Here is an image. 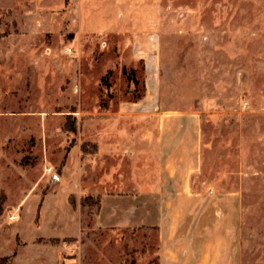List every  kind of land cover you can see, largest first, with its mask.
<instances>
[{
    "label": "rangeland",
    "instance_id": "1",
    "mask_svg": "<svg viewBox=\"0 0 264 264\" xmlns=\"http://www.w3.org/2000/svg\"><path fill=\"white\" fill-rule=\"evenodd\" d=\"M38 4L22 31L0 10V103L13 115L0 121V214L23 201L19 217L36 223L44 200L67 235L69 202L71 263L157 264L156 228L93 226L98 193L147 192L166 155L198 136L202 195L237 194L242 264H264V0Z\"/></svg>",
    "mask_w": 264,
    "mask_h": 264
},
{
    "label": "crops",
    "instance_id": "2",
    "mask_svg": "<svg viewBox=\"0 0 264 264\" xmlns=\"http://www.w3.org/2000/svg\"><path fill=\"white\" fill-rule=\"evenodd\" d=\"M38 5V0H0L4 25L13 26L17 22L22 31L23 20L29 23L36 20L37 15L29 7ZM4 38L0 32V68ZM6 93L0 69V98L6 97ZM11 118L13 115L0 103V121L5 124ZM9 134L7 128L0 134L3 150ZM192 139L190 146L188 138H183L177 149L170 152L171 156L166 155L158 169V181H154L147 192L98 193L99 205L93 216V226L156 228L159 239L157 264H242L240 199L234 192L225 194L221 200L214 192L205 197L202 195L204 190L200 186L199 165L195 157L199 140L198 136ZM1 152L0 189L6 175L1 168ZM22 203L8 205L4 202L1 206L0 258H8V264H73L63 255L60 239L77 236L75 224L80 217L74 210L75 205L68 202L70 218L65 221L69 225V234L60 235V211L44 215L43 200L39 203V210H35L38 216L34 223L30 217H19ZM11 213L12 219L9 218Z\"/></svg>",
    "mask_w": 264,
    "mask_h": 264
},
{
    "label": "trees",
    "instance_id": "3",
    "mask_svg": "<svg viewBox=\"0 0 264 264\" xmlns=\"http://www.w3.org/2000/svg\"><path fill=\"white\" fill-rule=\"evenodd\" d=\"M81 203H82V204H85V199H83V200L81 201ZM5 261H6V258H5V257H4V258H0V264H4Z\"/></svg>",
    "mask_w": 264,
    "mask_h": 264
},
{
    "label": "built area",
    "instance_id": "4",
    "mask_svg": "<svg viewBox=\"0 0 264 264\" xmlns=\"http://www.w3.org/2000/svg\"><path fill=\"white\" fill-rule=\"evenodd\" d=\"M66 53L70 55L71 54V49H69V48L66 49Z\"/></svg>",
    "mask_w": 264,
    "mask_h": 264
}]
</instances>
